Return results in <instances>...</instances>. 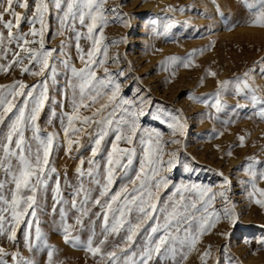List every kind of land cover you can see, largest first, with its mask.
Segmentation results:
<instances>
[{
    "label": "snow or ice",
    "instance_id": "obj_1",
    "mask_svg": "<svg viewBox=\"0 0 264 264\" xmlns=\"http://www.w3.org/2000/svg\"><path fill=\"white\" fill-rule=\"evenodd\" d=\"M242 2L250 14L248 24L264 26V0ZM105 5L106 0H0V72L18 67L21 75L41 77L32 85L22 79L0 85V237L18 245L20 231L32 253L23 257L18 250L0 247V264H38L35 253L41 251L46 252L45 264H53L57 250L47 242L40 219L46 214L50 188L51 223L65 243L90 254L94 264H181L194 240L215 222L234 215L229 177H223L217 190L203 183H175L167 175L178 165L189 173L196 171L189 158L181 160L182 148L187 147L182 140L187 120L178 110L152 105L139 87L133 90L129 85L132 95H125L121 82L128 79L125 70L108 67L120 61L118 54L109 56V45L118 41L106 42L103 30L109 23L127 26V17L119 7ZM170 10L196 11L194 6H170ZM53 15L59 22L54 34L48 22ZM221 18L227 19L223 13ZM168 20L163 34L176 26L174 17ZM179 23L200 31L187 20ZM159 24L155 18L149 25L157 35L162 34ZM46 34L65 39L57 48H48ZM82 41L87 42V50ZM73 47L80 68L70 62ZM196 52L168 57L172 74L175 67H191ZM259 71L264 76V66ZM61 72L63 91L58 80ZM253 73L250 68L219 82L214 93L191 99L206 106L201 115L225 126L242 109L264 120V90L255 85ZM54 92H59V98ZM226 95L236 97L237 104H227ZM46 106L49 111L42 126L39 121ZM56 123L58 131L46 130ZM239 142L243 145L245 137L240 136ZM181 143L182 148L171 147ZM57 149L69 157L81 150L90 153L78 158L73 180L66 174L62 178L51 164ZM241 170L248 200L264 207V189L258 186L264 182V160L248 157ZM259 243L264 246V239ZM227 247L222 246L221 252L226 253ZM234 261L229 254L226 264Z\"/></svg>",
    "mask_w": 264,
    "mask_h": 264
},
{
    "label": "rangeland",
    "instance_id": "obj_2",
    "mask_svg": "<svg viewBox=\"0 0 264 264\" xmlns=\"http://www.w3.org/2000/svg\"><path fill=\"white\" fill-rule=\"evenodd\" d=\"M105 6L119 7L127 17V26L115 22L109 23L103 30L106 42L118 41L109 45V56L118 54L120 61L118 64L109 63L108 67L111 71L118 68L125 70L128 79L121 81L125 95H132L128 90L129 85L133 86V90L139 87L142 95L151 98L152 105L178 110L187 120L186 135L182 138L187 144L186 149L182 148V143L171 147L182 148L181 160L189 158L196 171L189 173L178 165L167 175L175 183H203L212 185L217 190H221L224 176L232 181L230 196L235 202L233 217L215 222L213 228L200 239L194 240L185 251L181 264H217V259L219 264H226L229 254L235 258L234 264H264V246L259 243L264 239V207L248 200L244 185L240 182L246 179L241 165L248 157L255 156L264 160V120L252 117L250 109H242L240 116L225 126L201 115L207 111L206 106L191 99L192 96L206 97L214 93L219 82L231 80L250 68L254 70L255 85L264 90V76L259 71L264 66L260 64V61H264V26L248 24L250 14L242 0H106ZM170 6H194L196 11L173 12ZM221 13L227 19H222ZM168 17L175 18L176 26L163 34V25L171 22ZM155 18L160 20L157 27L162 31L161 35H157L149 27L151 20ZM186 20L200 31L196 33L187 26L181 27L179 22ZM48 22L52 33H56L59 22L55 15ZM24 28L26 31L27 26ZM64 39L59 34H46V47L57 48ZM82 46L87 50V42L82 41ZM193 50H197L193 65L189 68L175 67L172 74V66L166 63L167 58L173 55L184 58ZM69 59L75 67H82L76 58L74 47ZM165 67L169 70L165 71ZM209 72H215L216 76L209 75ZM98 74H102V70ZM16 79L32 85L41 77L21 75L18 67L7 74L0 72V85L10 84ZM58 80L60 91H63V72ZM53 94L59 98V92ZM224 99L233 106L238 102L232 95H226ZM239 102L245 103L244 100ZM48 111L49 107L46 106L39 121L42 126L47 120ZM57 111H60L59 107ZM148 123L153 122L148 120ZM46 130L58 131L59 125L56 123L48 126ZM240 136L245 137L243 145H240ZM229 151L231 155H228ZM89 154L81 150L69 157L63 149H57L53 153L51 164L57 168L62 178L66 174L69 180H73L78 158ZM219 173H223V176L218 175ZM61 183L63 186V179ZM258 186L264 189V182H259ZM45 203L46 214L40 217L41 228L47 242L57 250L53 264H94L90 254L65 243L57 225L51 223V188ZM216 203L219 205L220 201L217 200ZM15 227L19 228L20 225L16 224ZM17 239L18 245L0 237V247L8 252L18 250L23 257L32 255L25 248L20 231L17 232ZM222 246H228L226 253L221 252ZM35 258L38 264H45L46 252L35 253Z\"/></svg>",
    "mask_w": 264,
    "mask_h": 264
}]
</instances>
